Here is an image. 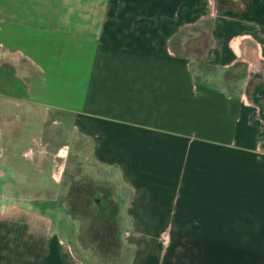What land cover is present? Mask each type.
I'll list each match as a JSON object with an SVG mask.
<instances>
[{
  "label": "crops",
  "instance_id": "1",
  "mask_svg": "<svg viewBox=\"0 0 264 264\" xmlns=\"http://www.w3.org/2000/svg\"><path fill=\"white\" fill-rule=\"evenodd\" d=\"M205 15L201 60L215 72L201 80L181 31ZM0 53L31 66L26 109L10 115L16 134L0 111V154L16 150L24 123L38 124L21 152L39 164L31 170L46 160L59 177L56 150L89 140L92 160L123 172L142 204L153 201L151 172L175 170L159 199L173 209L128 212L129 264H264V0H0ZM239 61L245 78L231 92L217 71ZM1 183L0 199L22 207L0 218V264H83L52 210L34 205L55 201L50 185L18 181L30 189L9 200Z\"/></svg>",
  "mask_w": 264,
  "mask_h": 264
},
{
  "label": "rangeland",
  "instance_id": "2",
  "mask_svg": "<svg viewBox=\"0 0 264 264\" xmlns=\"http://www.w3.org/2000/svg\"><path fill=\"white\" fill-rule=\"evenodd\" d=\"M220 1L222 0H184V3L199 8L207 4L219 5ZM211 21V16L205 15L195 21L185 23L181 31L184 51L193 49V56L197 55L200 58V60L193 58L191 67L195 76L201 80H207L215 72L211 65L201 60L206 50ZM245 67V63L239 61L231 67L221 69L217 72L222 78L216 81L226 86L227 90L237 91L244 81ZM30 70L31 66L22 58L0 53V111L9 116V134H16L18 130L16 120L10 115L17 111L22 112L25 108L20 95ZM224 75L228 77L226 81L223 78ZM64 125V123L52 124L56 127ZM0 126H7L5 119L0 118ZM37 128L38 124L24 123L20 130L18 143L16 142L18 145H16V150L4 151L0 154V178L9 180V200L11 196L19 192L27 194L26 190L22 189H30L17 188L18 181L36 179L50 185L48 188L51 187V191L48 193L55 196V201L34 205H38L41 209L52 210L54 228L76 257L82 260L83 264H129L131 248L125 238L126 230L131 227L133 220L129 218L128 212L141 209L156 211L161 208L173 209L174 202L161 203L159 199L163 191L161 183L165 180H174L175 170L151 172L154 178V181H151L153 194L152 196L147 194V196L153 201L142 204L138 200L143 190L136 187L134 192V188L129 185L123 172L118 173L107 169L105 165L94 162L89 154V140H86L87 144L86 141L75 137L72 139L71 150L68 147L56 150L61 155H56L58 162L53 165L52 174L59 170V165H62V171L59 177L58 172L53 175L59 178V181H55L51 176L50 163L46 160L42 162L43 172L39 174L30 169L39 164L31 162L30 154L26 150L21 152L30 134L36 132ZM3 169L7 170L3 171ZM4 191L3 187L0 191V198L3 197ZM174 195L175 186L169 187L167 196L173 198Z\"/></svg>",
  "mask_w": 264,
  "mask_h": 264
},
{
  "label": "clouds",
  "instance_id": "3",
  "mask_svg": "<svg viewBox=\"0 0 264 264\" xmlns=\"http://www.w3.org/2000/svg\"><path fill=\"white\" fill-rule=\"evenodd\" d=\"M4 178H0V181H2ZM3 189V184L0 183V191ZM13 206L15 207H22L20 201H8L4 199H0V218H5L9 216L10 210L13 209Z\"/></svg>",
  "mask_w": 264,
  "mask_h": 264
},
{
  "label": "trees",
  "instance_id": "4",
  "mask_svg": "<svg viewBox=\"0 0 264 264\" xmlns=\"http://www.w3.org/2000/svg\"><path fill=\"white\" fill-rule=\"evenodd\" d=\"M223 78H224V79H225V81H226L228 77L224 75V77H223ZM229 91H231V92H235V91H233V90H229Z\"/></svg>",
  "mask_w": 264,
  "mask_h": 264
}]
</instances>
